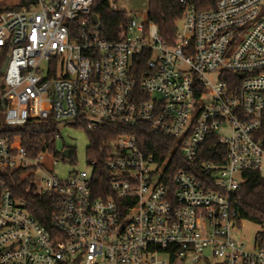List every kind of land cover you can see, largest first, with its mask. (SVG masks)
I'll use <instances>...</instances> for the list:
<instances>
[{"label": "built area", "instance_id": "2783aa9c", "mask_svg": "<svg viewBox=\"0 0 264 264\" xmlns=\"http://www.w3.org/2000/svg\"><path fill=\"white\" fill-rule=\"evenodd\" d=\"M25 1L0 13V264H264L258 238L235 240L231 203L244 172L264 176V0L208 10L180 0L170 43L134 17L121 39L101 37L93 0ZM30 122L56 125L55 142L58 124H144L171 149L158 159L136 135H117L102 199L91 188L96 158L59 178L44 162L55 152L29 155L11 130ZM201 154L209 159L196 164ZM174 155L187 169L169 177ZM15 173L51 199L50 228L12 190Z\"/></svg>", "mask_w": 264, "mask_h": 264}, {"label": "trees", "instance_id": "16d2710c", "mask_svg": "<svg viewBox=\"0 0 264 264\" xmlns=\"http://www.w3.org/2000/svg\"><path fill=\"white\" fill-rule=\"evenodd\" d=\"M199 10H208L215 7L216 0H191ZM25 0H17L15 4L9 7L0 6V13L8 10H19L25 5ZM91 15L98 18L99 35L108 40L121 39L126 30V25L131 17L126 11L112 10L108 6L107 0H93L91 6ZM182 17V6L180 0H148L146 19L148 22L155 23L162 38L170 43L177 22ZM5 54L0 56V64L4 61ZM89 140L87 154L91 158H96L97 166L92 174V193L94 197L106 199L110 197V175L104 167V151L109 144L119 134H134L138 142L144 146L147 152H152L156 158L162 159L167 151L171 149L170 140L163 138L159 134L153 133L144 125L139 124L134 129H124L114 125H103L96 130H88L81 126ZM13 133L21 137L22 146L29 155H35L45 149L55 152L57 158H62L60 151L56 150L54 134L56 125L43 123H28L21 127H14ZM212 141L208 140L207 145ZM62 148H66L63 146ZM69 148V147H68ZM69 159H74V153L70 148ZM178 158L174 155L169 163V177L178 169H187L184 161H176ZM209 159L207 155H199L196 164ZM180 160V158H179ZM246 180L231 193L232 207L237 212L239 222L248 221L264 227V176L259 172H244ZM18 173L14 175V185L12 190L18 198L26 201L29 212L43 225L50 228L52 210L49 204L51 199L38 195L34 188L27 187L26 182L18 183ZM261 246H264V231L256 234Z\"/></svg>", "mask_w": 264, "mask_h": 264}, {"label": "rangeland", "instance_id": "374dc122", "mask_svg": "<svg viewBox=\"0 0 264 264\" xmlns=\"http://www.w3.org/2000/svg\"><path fill=\"white\" fill-rule=\"evenodd\" d=\"M17 0H0V6L9 7L16 3ZM114 1V8L116 10L126 11L129 17H134L138 21L146 19L148 0H110ZM57 130L61 135V139L56 142V150L59 152L63 146L66 148H72L74 153V159H61L57 158V162L53 163L49 159L44 160L61 179H66L68 175L75 171H89L87 161L91 159V156L87 154V147L89 145L88 136L85 130L75 124H58ZM262 174H264V168H262ZM39 175L35 176V182L39 184ZM264 231V227L248 222L241 221L237 232H235L234 238L238 243L246 244L248 247H252L256 234ZM174 264H207L206 260L201 259L197 262H190L185 259H177Z\"/></svg>", "mask_w": 264, "mask_h": 264}, {"label": "water", "instance_id": "95a60500", "mask_svg": "<svg viewBox=\"0 0 264 264\" xmlns=\"http://www.w3.org/2000/svg\"><path fill=\"white\" fill-rule=\"evenodd\" d=\"M92 21L96 24V29L99 30V25L97 24V17L95 15H92ZM4 68H5V64L1 68V71H3ZM69 152H70L69 149L65 148L61 151L60 155L62 158H69V156H70Z\"/></svg>", "mask_w": 264, "mask_h": 264}]
</instances>
